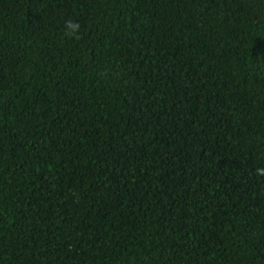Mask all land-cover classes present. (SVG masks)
Masks as SVG:
<instances>
[{"label": "trees", "instance_id": "obj_1", "mask_svg": "<svg viewBox=\"0 0 264 264\" xmlns=\"http://www.w3.org/2000/svg\"><path fill=\"white\" fill-rule=\"evenodd\" d=\"M0 264H264V0H0Z\"/></svg>", "mask_w": 264, "mask_h": 264}, {"label": "clouds", "instance_id": "obj_2", "mask_svg": "<svg viewBox=\"0 0 264 264\" xmlns=\"http://www.w3.org/2000/svg\"><path fill=\"white\" fill-rule=\"evenodd\" d=\"M68 28H70L72 30V34H75V32L77 31L78 29V26H75V25H68Z\"/></svg>", "mask_w": 264, "mask_h": 264}]
</instances>
